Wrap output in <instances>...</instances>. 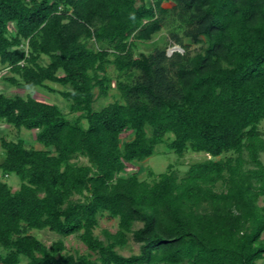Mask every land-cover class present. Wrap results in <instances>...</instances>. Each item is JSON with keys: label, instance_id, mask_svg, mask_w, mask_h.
<instances>
[{"label": "trees", "instance_id": "1", "mask_svg": "<svg viewBox=\"0 0 264 264\" xmlns=\"http://www.w3.org/2000/svg\"><path fill=\"white\" fill-rule=\"evenodd\" d=\"M175 44L183 51L169 54ZM4 69L9 84L47 87L79 115L0 91V126L44 145L0 128V171L21 180L13 190L0 179V264H263L264 0H0ZM113 80L122 101L95 108ZM160 143L210 157L184 174H124ZM103 213L118 229L101 238ZM34 229L77 235L91 253ZM131 239L139 251L122 254Z\"/></svg>", "mask_w": 264, "mask_h": 264}, {"label": "rangeland", "instance_id": "2", "mask_svg": "<svg viewBox=\"0 0 264 264\" xmlns=\"http://www.w3.org/2000/svg\"><path fill=\"white\" fill-rule=\"evenodd\" d=\"M165 6H170L169 2L164 3ZM167 37V31L162 30L159 32L153 40L146 42H138L136 46V52H149L151 51L157 44H161L165 38ZM186 43H189L188 40H185ZM172 45L168 48V53H172L173 47ZM198 46L191 44V49H196ZM174 50H179V48H175ZM181 51V49H180ZM183 51V49H182ZM42 61L46 63L48 61V57L43 56ZM7 72L4 69L0 73V91L9 95L20 94V95H32L35 98L43 99L49 102H53L58 104L65 115L68 118H74L79 115V113H72L69 111V101L61 96L58 92H51L47 87H30L26 88L24 86H13L9 84L6 80L2 78ZM108 72L111 77L115 79L117 75V71L113 66L108 69ZM51 86L56 89H63L57 83L50 82ZM96 100L94 103L95 108H101L104 105H107L110 102L115 100H121L120 91L116 85V81L113 80L108 95L106 97H98V89L95 90ZM0 128L3 130L4 135L7 139H17L18 137H22L25 140V145L27 147H35L36 149L44 148V145L34 139V131L28 130L26 128H15L14 126H8L7 124H1ZM264 128V122L261 124V129ZM207 157H210L206 152L203 151H193L188 149L184 152L182 156H178V154L168 148L164 143H160L155 147V152L149 158L137 161L134 164H130L127 171L124 174H130L134 171H137V175L141 179H152L151 172L155 173V175H159L160 173L165 172L170 165L178 170L180 174H184L191 163L199 160H203ZM261 158L264 162V153H262ZM4 159V150L0 143V162ZM78 161L80 163H88L87 159L84 157H79ZM4 178L0 171V179ZM3 180H6L12 187L13 190H17L20 187L21 180L19 176L15 173L10 174L8 177H5ZM260 205H264V197H261L259 200ZM108 229L111 232H115L118 229V219L112 218L108 213H103L99 219V226L95 230V234L103 237V230ZM35 234L39 239H41L47 245H51L55 240L59 238H63L66 244V252L78 254V253H91V251L87 248V246L79 239L77 235H69L63 237L62 235L57 234L49 229L37 230L34 229L31 231ZM0 251H3V248L0 247ZM119 251L124 255H130L132 253H137L139 251V244L133 241L132 239L129 243L123 247L119 248ZM264 264V259L260 261Z\"/></svg>", "mask_w": 264, "mask_h": 264}, {"label": "water", "instance_id": "3", "mask_svg": "<svg viewBox=\"0 0 264 264\" xmlns=\"http://www.w3.org/2000/svg\"><path fill=\"white\" fill-rule=\"evenodd\" d=\"M175 48H179V50L181 49V51H182V49H183L181 46L176 45L175 47H173L172 52L175 51V50H174Z\"/></svg>", "mask_w": 264, "mask_h": 264}]
</instances>
